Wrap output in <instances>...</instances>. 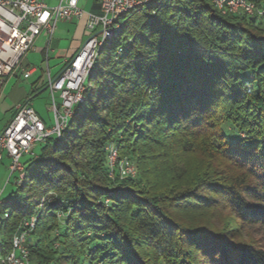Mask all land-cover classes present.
Returning <instances> with one entry per match:
<instances>
[{"label": "trees", "instance_id": "obj_1", "mask_svg": "<svg viewBox=\"0 0 264 264\" xmlns=\"http://www.w3.org/2000/svg\"><path fill=\"white\" fill-rule=\"evenodd\" d=\"M119 24L1 228L35 217L32 264H264V22L156 0ZM109 145L134 178L109 177Z\"/></svg>", "mask_w": 264, "mask_h": 264}, {"label": "built area", "instance_id": "obj_2", "mask_svg": "<svg viewBox=\"0 0 264 264\" xmlns=\"http://www.w3.org/2000/svg\"><path fill=\"white\" fill-rule=\"evenodd\" d=\"M97 12H84L79 0H57L48 6L40 0H0V86L14 73L35 39L46 36V54L52 34L58 22H67L85 16L87 38L71 58L63 62L59 72L48 78L46 89L51 98L48 108L53 115V125L47 128L28 101L18 104L11 120L0 132V161L5 153L8 159L9 177L16 175L18 184L24 178V155L34 157L33 149L49 137H60L73 107L82 102L84 83L91 68L106 43L117 36L121 28L119 20L138 7L156 0H95ZM221 15H243L257 23L264 22V0H208ZM122 49H117L120 55ZM24 77L28 76L24 72ZM55 95L60 104L57 105ZM109 177L134 178L136 170L126 158H120L113 145L106 147ZM2 190L0 189V230L7 212L1 211ZM35 217L23 219L9 240V250L0 253V264H32L27 242L35 227ZM103 264V263H97Z\"/></svg>", "mask_w": 264, "mask_h": 264}, {"label": "crops", "instance_id": "obj_3", "mask_svg": "<svg viewBox=\"0 0 264 264\" xmlns=\"http://www.w3.org/2000/svg\"><path fill=\"white\" fill-rule=\"evenodd\" d=\"M48 6H54L57 4V0H40ZM79 7L85 13L86 12H97L95 0H79ZM86 19L83 16L80 19H72L67 22H58L55 30L52 34L51 40L48 45V52L46 54V36L44 34L39 35L34 42H39V47L32 50L37 51L42 59V63L45 65L42 69H37L27 61V56L22 59L20 63V73L16 76L13 73L11 76L5 79L4 84L0 88V96L3 94L9 99L10 107V120L13 116L15 107L24 102L28 101L29 105H33L35 98L47 91L46 86L48 78L56 75L63 65V62L71 58L82 46L87 38V32L85 28ZM65 32L71 33L70 39L60 40L55 39L56 43L53 47V35L54 33ZM31 50V49H30ZM24 72L28 73L27 77H24ZM46 78L45 82H41L43 78ZM34 78V79H33ZM28 85H24V84ZM59 101V98H58ZM35 111V110H34ZM36 112V111H35ZM39 118L44 122L45 120L36 112ZM9 120V121H10ZM8 163V159L6 158Z\"/></svg>", "mask_w": 264, "mask_h": 264}, {"label": "rangeland", "instance_id": "obj_4", "mask_svg": "<svg viewBox=\"0 0 264 264\" xmlns=\"http://www.w3.org/2000/svg\"><path fill=\"white\" fill-rule=\"evenodd\" d=\"M71 33H65V32H58L56 31L53 35V47L56 43L55 39H60V40H65V39H70L71 37ZM35 47V49H37L39 47V42H34L33 46L31 47V50H29L25 57L27 56V61L32 65L35 66L37 69H42L45 67V65L42 63V59L40 57V55L38 54L37 51L32 50V48ZM24 57V58H25ZM14 73L16 74V76H19L20 73V67L18 66L15 70ZM34 79V78H33ZM46 78L44 77L41 82H45ZM24 85H28V83L24 84ZM2 86H0L1 88ZM36 100L34 101L33 105H31V107L38 113L40 114V116L45 120L46 123V127L47 128H51L53 125V115L52 113L49 111V107L51 105V98L49 95L48 91L43 92L41 95H39L38 97L35 98ZM55 100L57 105L60 104V102L58 101V96L55 95ZM9 99L5 98V96L3 94H1L0 96V132L4 129V127L7 125V123L10 120V103H9ZM59 106V105H58ZM218 123H220V121H218ZM222 124L220 125L222 127V130L224 131V133H226L227 135H231L234 137V139H237L238 137H243V134H235V130L232 127V125L229 122H221ZM38 148V147H37ZM35 147L34 153H36V149ZM33 156L31 155H24L21 159V162H26L28 161L30 158H32ZM2 160L0 161V189L2 190V198H7L11 195V193L14 191L15 189V178L16 175L10 176L9 177V171L7 169L8 163L6 161V155L5 153L2 155ZM132 163V162H131ZM133 164V163H132ZM134 166V165H133ZM12 233L10 230H6V229H2L0 230V244H5L8 243L9 240L11 239ZM57 247V245L55 246Z\"/></svg>", "mask_w": 264, "mask_h": 264}, {"label": "water", "instance_id": "obj_5", "mask_svg": "<svg viewBox=\"0 0 264 264\" xmlns=\"http://www.w3.org/2000/svg\"><path fill=\"white\" fill-rule=\"evenodd\" d=\"M33 154H34V150H33ZM18 180L17 179H15V186H18L19 184H18V182H17Z\"/></svg>", "mask_w": 264, "mask_h": 264}, {"label": "snow or ice", "instance_id": "obj_6", "mask_svg": "<svg viewBox=\"0 0 264 264\" xmlns=\"http://www.w3.org/2000/svg\"><path fill=\"white\" fill-rule=\"evenodd\" d=\"M262 164H264V162H261Z\"/></svg>", "mask_w": 264, "mask_h": 264}]
</instances>
